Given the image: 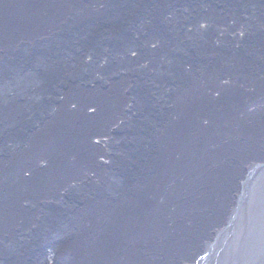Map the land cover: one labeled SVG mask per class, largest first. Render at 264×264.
Listing matches in <instances>:
<instances>
[{"label":"water","instance_id":"1","mask_svg":"<svg viewBox=\"0 0 264 264\" xmlns=\"http://www.w3.org/2000/svg\"><path fill=\"white\" fill-rule=\"evenodd\" d=\"M11 1L0 0L11 28L0 42V200L38 194L54 173L65 189L17 204L34 214L0 231V264H181L171 219L194 202L200 220L264 126V0H65L69 14L50 17L34 13L56 0ZM21 80L30 85L13 96ZM73 96L102 101L106 128L69 121ZM54 151L52 169L25 185L23 171ZM71 152L87 165L67 162Z\"/></svg>","mask_w":264,"mask_h":264},{"label":"bare ground","instance_id":"2","mask_svg":"<svg viewBox=\"0 0 264 264\" xmlns=\"http://www.w3.org/2000/svg\"><path fill=\"white\" fill-rule=\"evenodd\" d=\"M76 1L78 0H69L71 4ZM29 2V0H12L11 4L24 10L27 8L26 4ZM63 5L68 10V14L74 8V6L66 4L65 0L64 3L61 0H56V6L44 7V9H40L39 11L37 9L34 14L50 17L51 13L52 15L56 13V9L60 11ZM31 6L32 4L29 8ZM26 20L28 21V25L33 23V20L30 18ZM3 29L4 27L0 25V42L7 38L11 30L9 28L8 32H3ZM0 50H3V48ZM222 80L227 82L224 86L239 85V82H235L233 78H229L228 76L222 77ZM29 85V82L21 80L19 84L14 86L13 96H18V93L25 94L24 90ZM222 87L212 86L213 89H221ZM40 88L38 85H32L29 90L38 93ZM110 88L111 84L108 89ZM199 97H193V101L198 100ZM74 98L76 96L70 98L71 101L68 99L69 121L70 118L80 119V117H83L87 121L88 119L96 118L98 122H101L103 127L107 126L109 118L102 115L104 113L102 101L90 100L88 97H86V100ZM203 98L201 97V99ZM203 106L205 107L206 104L204 103ZM228 115L229 117L233 116V112H229ZM261 117H264V115ZM69 121H62L61 128L68 127ZM66 123L67 125L65 126ZM261 123L260 126H262ZM100 131L103 132V130ZM94 137H92V141L93 139H97L102 144L106 138V136L102 137V133L98 137L97 134ZM245 152L247 158L243 161L241 167L212 188L213 197L211 199H203L201 201L202 204L198 206V218L200 220H197L196 217L194 218L196 215L195 208H192L194 202L184 205L180 219H171L174 237L179 239L178 242L183 244L188 251L181 253L185 250L180 247L174 249V255L183 258L181 264H264V126L260 128L258 139L254 141L252 146L247 147ZM58 153V151L47 152L37 157L34 164L41 166V171H37L38 173L34 172L31 167L24 171L19 168V173L23 171L25 176L29 177V180L27 179L24 184L29 185L35 178L46 176V172H49L56 164L57 157L60 156L57 155ZM71 153L66 154L65 159L67 162L78 166L76 168L80 170L87 165L88 158L87 156L84 157V153ZM100 158L102 159L103 156ZM81 163L83 164L81 165ZM71 165L69 167H72ZM59 176L62 175L57 176L54 173L42 181L43 185L38 189L42 195L29 192L22 194V197L23 195L26 196L23 200L20 198L21 195L17 197L15 196L16 194L4 203L1 202L3 200H0V231L6 229V233H11L12 229L8 223L12 221L14 216L22 214L19 218L17 216V218L19 219L18 221L22 220V224L25 225L29 216L34 214L21 208V205H17L18 203L22 202V204L31 207L33 201L37 203L38 197L43 196L44 200H41L40 203H44L50 201L48 197H51L52 193L53 195L57 191L61 193L65 189V186L59 187L56 184L55 179H58ZM166 178L167 176L164 177V180ZM50 187H53V189L50 190ZM231 192L234 193L232 199L229 200ZM48 193L49 196H45ZM194 195L203 198V192L201 191L196 192ZM175 210H178V208H175Z\"/></svg>","mask_w":264,"mask_h":264},{"label":"rangeland","instance_id":"3","mask_svg":"<svg viewBox=\"0 0 264 264\" xmlns=\"http://www.w3.org/2000/svg\"><path fill=\"white\" fill-rule=\"evenodd\" d=\"M233 193H234V192H231V198H230L229 200H231V199H232V197H233Z\"/></svg>","mask_w":264,"mask_h":264}]
</instances>
